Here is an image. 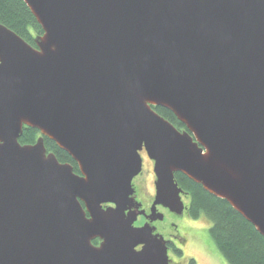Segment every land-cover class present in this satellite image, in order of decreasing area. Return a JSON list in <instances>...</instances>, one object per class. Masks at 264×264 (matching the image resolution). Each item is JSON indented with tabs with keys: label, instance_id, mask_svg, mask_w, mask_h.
Returning a JSON list of instances; mask_svg holds the SVG:
<instances>
[{
	"label": "water",
	"instance_id": "1",
	"mask_svg": "<svg viewBox=\"0 0 264 264\" xmlns=\"http://www.w3.org/2000/svg\"><path fill=\"white\" fill-rule=\"evenodd\" d=\"M22 1L42 34L0 23V264H167L124 213L143 148L155 205L183 211L179 172L264 238V0Z\"/></svg>",
	"mask_w": 264,
	"mask_h": 264
},
{
	"label": "trees",
	"instance_id": "2",
	"mask_svg": "<svg viewBox=\"0 0 264 264\" xmlns=\"http://www.w3.org/2000/svg\"><path fill=\"white\" fill-rule=\"evenodd\" d=\"M0 23L27 43L34 46V37L42 34V29L30 14L22 0H0ZM154 110L165 117L172 125L184 127L177 118L165 108L153 107ZM18 142L22 145L32 144L39 131L23 127ZM47 152H53L58 162L71 163L76 166L71 157L62 151L56 144L44 138ZM176 182L190 194V211L195 218L201 215L206 217L211 226L207 236L214 243L217 251L228 264H264V238L253 226L242 218L226 200L208 194L199 184L194 183L181 173L174 175Z\"/></svg>",
	"mask_w": 264,
	"mask_h": 264
},
{
	"label": "flooded vegetation",
	"instance_id": "3",
	"mask_svg": "<svg viewBox=\"0 0 264 264\" xmlns=\"http://www.w3.org/2000/svg\"><path fill=\"white\" fill-rule=\"evenodd\" d=\"M174 126L180 131L185 130V127H179V125ZM39 136L40 133L35 140H37ZM139 154L142 160L141 171L132 179L134 193L132 194L131 204H126L124 213L133 212L131 214L136 215L132 222L135 228L142 226H145L147 229L150 228V231L155 238L163 241L168 257L167 264H198L196 254L190 251L192 247H198V245H201V247L204 248L210 247V244L207 241V225L199 227L196 224L197 220L195 216L191 215L190 211V194L184 189V193L180 196L183 202V211L179 214L170 211L169 208L164 207L160 203H157L156 205L154 204L156 194V179L153 169L154 161L147 156L145 148H143ZM145 166L146 169H148V173L150 170V179H152L151 185L146 189L141 186L143 180L140 181L137 178L139 176L144 178L143 168ZM72 167L73 172L79 175L81 174L78 170L77 164L76 166L72 164ZM82 206L84 205L82 204ZM115 206L116 204L114 203L104 202L102 204V209L109 207L114 208ZM87 217H89V214H87ZM102 241L103 239L97 236L91 240V244L92 246H99ZM141 247L142 244H138L136 250Z\"/></svg>",
	"mask_w": 264,
	"mask_h": 264
},
{
	"label": "rangeland",
	"instance_id": "4",
	"mask_svg": "<svg viewBox=\"0 0 264 264\" xmlns=\"http://www.w3.org/2000/svg\"><path fill=\"white\" fill-rule=\"evenodd\" d=\"M144 169V178H141V176L137 177L140 181L143 180V184H141L144 189H146L148 186L151 185L152 179H150L151 174L150 170L148 173V169H146V166L143 168ZM196 224L201 227V226H206V229L211 226V222L203 216L200 218H196ZM207 241L210 244V249L209 248H204L201 247V245H198V247H192L190 252H193L196 254V259L198 264H228V262L225 261V259L222 258L221 254L219 251H217L214 243L211 241L210 237L208 239L207 236Z\"/></svg>",
	"mask_w": 264,
	"mask_h": 264
}]
</instances>
